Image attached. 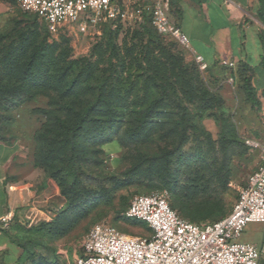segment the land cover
<instances>
[{"label": "rangeland", "instance_id": "rangeland-1", "mask_svg": "<svg viewBox=\"0 0 264 264\" xmlns=\"http://www.w3.org/2000/svg\"><path fill=\"white\" fill-rule=\"evenodd\" d=\"M6 2L8 9L0 13V63L7 62L12 52L27 40L32 54L43 46L54 47L56 53L48 67L53 92L69 100L66 89L75 80H81L78 93L70 99L78 110L98 104L131 127H136L137 119L155 103H169L183 131V136L172 146L174 169L179 164L178 154L192 158L199 143L205 151L215 146L207 153L205 164L186 167L187 193L178 200L172 196V204L176 200L180 204L179 214L198 224L216 222L232 212L240 190L259 166L260 151L251 148L248 142H264L263 81L260 84L254 81L260 101L256 109L246 100L237 77L240 65L222 63L204 68L191 48L171 36L157 34L141 22L105 20L86 32L69 25L51 33L47 24L23 12L15 0ZM258 8L259 5L253 21L260 35L264 32V18L260 17ZM130 9L133 18V8ZM171 16L176 18L173 9ZM23 64L24 61L17 70L15 82L5 85L4 93L14 91ZM47 107L48 100L44 97L23 105L13 114L14 122L7 133L14 139L13 144L23 149L24 156L6 182L19 189L17 196L8 197L14 213L3 231L10 241L34 252V257L22 264H74L82 253L86 235L102 223L111 224L126 235L150 239L152 234L146 224H128L124 220L125 212L135 196L161 190L120 180L102 191L104 198L98 206L65 237L55 239L46 232L29 231L56 219L67 208L71 195L89 191L72 169L70 135L48 141L51 148L62 150L61 156L41 167L35 166L34 135L45 117L35 114L34 110ZM163 145L157 136L141 151L152 158ZM103 150L105 164L99 172L120 179L128 167L122 159L124 150L117 142ZM207 168L216 175L220 186L218 197L193 191L206 183L203 172ZM9 190L12 189L8 187L5 191ZM240 240L246 242L244 237Z\"/></svg>", "mask_w": 264, "mask_h": 264}, {"label": "trees", "instance_id": "trees-1", "mask_svg": "<svg viewBox=\"0 0 264 264\" xmlns=\"http://www.w3.org/2000/svg\"><path fill=\"white\" fill-rule=\"evenodd\" d=\"M15 1L17 4V0ZM257 1L258 13L261 18H264V0ZM176 5L177 2L171 0V13L173 9L176 19L179 20L181 11ZM143 24L159 34L152 26L148 15L145 16ZM175 24L178 26V23ZM259 40L263 47L260 66L264 70V32L259 35ZM30 47V40H27L20 49L12 52L7 62L0 63V144H13L14 139L7 133L14 122L15 112L38 97L46 98L48 107L34 110L35 114L45 117V122L34 135L35 166L41 167L61 156L62 150L51 148L47 145L48 141L70 135L72 143L69 153L72 169L75 177L89 191L74 193L69 198L67 208L56 219L50 223L32 227L29 231L46 232L55 239L65 237L92 213L99 201L104 198L102 191L117 180L128 184L138 182L150 189L169 192L171 207L177 211L180 204L176 200L172 204V196L178 200L187 193L184 180L186 167L196 163L205 164L207 153L212 152L215 146L212 145L205 151L199 143L196 154L192 158L178 154L179 167L174 169L171 158L172 146L183 136V131L181 122L169 103L157 102L152 105L137 119L136 127H131L98 104L78 110L70 99L78 93L82 84L81 80H75L66 89L69 100L59 97L53 92L48 73V67L56 53L55 48L43 46L38 53L32 54ZM23 61L21 76L15 83L14 91L9 94L4 93L5 85L9 81L15 82V75ZM237 77L242 82L246 100L258 109L260 101L254 85V68L247 63L240 64ZM157 136L164 145L159 148L157 155L151 158L144 154L141 148L149 145ZM115 142L124 150L122 159L128 165L120 174V179L99 172L105 164L103 147ZM207 170L203 172L207 178L206 183L196 186L193 191L202 196L218 197L220 186L217 184L216 175L210 171V168ZM91 191L95 193L92 195ZM124 220L130 225H141V222L137 220L127 218ZM146 228L150 230L147 225ZM20 247L23 249L20 264L34 257L32 250Z\"/></svg>", "mask_w": 264, "mask_h": 264}, {"label": "built area", "instance_id": "built-area-1", "mask_svg": "<svg viewBox=\"0 0 264 264\" xmlns=\"http://www.w3.org/2000/svg\"><path fill=\"white\" fill-rule=\"evenodd\" d=\"M17 5L46 23L51 33L69 25L86 32L105 20L143 23L148 15L160 35L190 48L188 36L172 19L171 0H17ZM198 60L208 67L202 57ZM248 145L260 151V165L225 218L196 224L171 207L169 192L138 195L125 217L145 223L152 237L129 236L107 223L96 225L84 238L74 264H261L264 246L240 240L250 224L264 223V143Z\"/></svg>", "mask_w": 264, "mask_h": 264}, {"label": "crops", "instance_id": "crops-1", "mask_svg": "<svg viewBox=\"0 0 264 264\" xmlns=\"http://www.w3.org/2000/svg\"><path fill=\"white\" fill-rule=\"evenodd\" d=\"M6 5V0H0V13L8 9ZM176 6L181 11V17L179 20L172 17L173 21L188 36L192 51L202 57L208 67L222 63L233 66L247 63L254 68V81L258 84L263 81L264 86V70L260 66L263 47L253 21L257 0H177ZM23 156L19 144H0L1 264H20L23 254V249L10 241L3 231L14 213V205L8 204V197L17 196L19 189L6 182ZM8 187L12 189L9 192L5 191ZM5 218L8 220L5 221ZM242 237L246 242L264 246V223L250 224ZM261 264H264V253Z\"/></svg>", "mask_w": 264, "mask_h": 264}]
</instances>
